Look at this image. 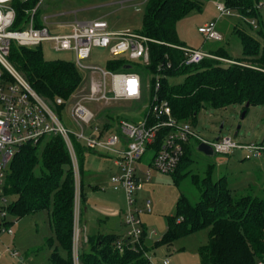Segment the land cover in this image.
I'll list each match as a JSON object with an SVG mask.
<instances>
[{
    "label": "trees",
    "instance_id": "trees-1",
    "mask_svg": "<svg viewBox=\"0 0 264 264\" xmlns=\"http://www.w3.org/2000/svg\"><path fill=\"white\" fill-rule=\"evenodd\" d=\"M223 2L227 9L243 17H257L259 0H214ZM16 14L13 27L25 18V10L35 5V0H13ZM202 0H148L142 19L141 34L158 42H149V62L142 64L147 73H159L158 98L166 100L172 115L180 120H194L202 108H222L231 104L264 105V21L258 22L259 38L240 25L233 33L242 44V56L234 60L223 49L215 55L234 61L223 63L204 58L197 64L182 62L183 45L177 36L176 24L193 9H200ZM11 64L21 73L29 85L57 111L63 105H55L78 89L80 72L73 62L62 59L47 60L41 46L25 47L11 43L8 56ZM125 59L107 62V68L125 71ZM169 64V65H167ZM132 70V69H131ZM139 73V72H138ZM184 75L183 81L169 83V78ZM155 77L151 80L154 93ZM246 109V106H243ZM165 130L151 147L156 150ZM80 178L86 148L71 138ZM199 141H197L198 144ZM148 147V148H149ZM184 155L173 172L188 160ZM180 177V176H178ZM4 195L14 196L8 205L10 215L19 219L27 214L46 210L53 236L46 239L50 249L48 264H73L72 230L74 209V177L70 157L59 134L43 137L38 144H24L14 154L9 164L3 187ZM86 196L80 179V203ZM208 228V241L199 246L201 264H264V199L252 194L234 196L229 182L223 177L212 180L210 171L201 181L199 200L192 205L181 195L175 203V212L168 217L167 231L151 247L170 244L180 235ZM146 232H143V236ZM142 245L125 244L123 251L116 248L117 233L87 237L88 251L78 253L79 264H148L144 237ZM54 240L65 253L62 256L54 246Z\"/></svg>",
    "mask_w": 264,
    "mask_h": 264
},
{
    "label": "rangeland",
    "instance_id": "rangeland-1",
    "mask_svg": "<svg viewBox=\"0 0 264 264\" xmlns=\"http://www.w3.org/2000/svg\"><path fill=\"white\" fill-rule=\"evenodd\" d=\"M117 1L42 0L35 19L40 22L43 15H49L47 27L52 35L71 32L69 27H59L58 24L71 23L75 20L93 21L97 18L104 19L110 31L140 33L146 4L137 5V1H129L121 7L116 3ZM74 10L77 11L76 15L71 13ZM258 10V16L255 18L243 17L236 11H232L231 14H221L214 0H202L200 9L191 10L177 22L178 39L186 47L200 49L207 53L213 54L223 49L230 58L237 60L242 56V44L233 33V28L235 25H240L259 38L258 22L264 21V6ZM252 20L255 21L256 27L251 24ZM210 22H215V30L221 34V40L207 39L198 32L199 27ZM41 48L43 57L47 60L62 59L69 62L75 60L74 51H54L48 42H44ZM213 55L216 56L215 60L223 63L234 62ZM110 59L107 48L95 47L83 64L105 70L108 69L107 62ZM130 64L131 71L139 72L141 77L143 92L140 100L113 101L110 104L99 101L88 104L95 113L91 123L92 129L95 126L101 129L103 125L108 127L106 135L101 137L103 141L110 133H115L120 141L126 142L128 138L120 127V120L137 122L147 111L145 105L149 101V91L146 85L150 83V75L142 68L140 60L131 61ZM111 71L116 70L111 69ZM80 76V85L77 90L87 86L90 76L97 78L96 74L86 70H81ZM183 79L184 75L181 74L169 78V83H179ZM73 102L74 98L70 97L63 110L58 111V116L66 129L77 132L80 128L69 113ZM243 106L245 104H231L217 109L202 108L194 120L187 121L200 138L208 141H214L218 137H231L241 144L264 143V105H250L246 109ZM88 133L89 129L86 128L85 134ZM185 146L188 160L179 169L178 176L180 177L174 173H161L153 168L152 162L156 151L151 147L147 148L136 165L137 175L141 177L142 188L134 195L136 197L135 207L141 209L147 200L150 202V211L140 212L139 218L142 223L144 222L143 225L145 224L146 235L143 237L148 246L145 257H149L153 264H163L166 259L169 264H201L198 248L207 243L208 228L180 235L167 245L155 248L151 245L160 240L167 231L168 217L174 214L175 203L181 195L186 197L192 205L199 200L201 181L206 177L207 170L210 171L212 180H218L224 176L234 196L252 194L264 199V154L259 158L245 159L244 150L236 148L228 154L215 152L213 155H206L197 149L195 139H190ZM109 147L118 148L117 145ZM83 155V172L80 179L86 199L79 205L80 254L89 250L84 236L92 238L110 232L124 235L127 231L124 223L125 195L121 189L114 190L110 184V177L119 172V167L115 165L118 155L112 150L93 151L87 148ZM146 168L150 169L148 180L140 171ZM93 184L100 189L95 185L96 190L91 191L89 186ZM13 198L14 196L7 197L6 204H9ZM85 205L88 211L86 217ZM83 223H85L84 226ZM13 229L14 235L0 234V264H48L50 249L46 244V239L53 236L48 212L43 210L16 219ZM55 246L64 256L65 253L54 240L53 247ZM8 249L17 251L19 259L22 260L13 258Z\"/></svg>",
    "mask_w": 264,
    "mask_h": 264
},
{
    "label": "built area",
    "instance_id": "built-area-1",
    "mask_svg": "<svg viewBox=\"0 0 264 264\" xmlns=\"http://www.w3.org/2000/svg\"><path fill=\"white\" fill-rule=\"evenodd\" d=\"M13 0H0V234L14 235L13 225L16 222L10 215L7 197L3 193L5 179L9 164L19 147L24 144H38L47 135L59 134L64 139L73 171L75 193L73 209L72 230V259L73 264H79L78 253L81 236L80 222V172L77 155L71 141L74 138L85 148L98 150H112L116 153L115 164L119 172L110 177V184L114 190L121 189L126 199V211L124 223L127 231L116 240V248L121 252L125 244L142 245L141 237L144 225L139 218V213L150 211V202L147 200L143 208L135 207V193L142 188L141 177L137 175V162L146 152L149 146L156 141L161 130H165L161 143L155 150L152 166L161 173H173L184 155V146L190 139L209 144L216 153L228 154L232 150L243 149L245 159L259 158L264 154V143L241 144L231 137H218L214 141L200 138L187 120H180L172 115L169 103L158 98L157 91L160 87L159 73L164 67L157 66V73H150V83L146 87L149 91V101L145 105L147 111L143 118L137 122L120 120V127L128 138L126 142L119 140L115 133H110L105 140L101 137L108 132V127L103 125L99 129H92V121L95 113L88 104L103 101L110 104L113 101H136L142 98L143 86L140 74L131 71V61L140 60L141 64L149 62V42H158L139 32H113L108 29L107 22L102 18L93 21H73L66 24H58L59 27H69L70 33H49L47 24L49 15H43L41 21L35 19V14L42 0H35V5L25 10V18L18 21L19 26L14 28L16 14L12 5ZM24 2L30 0H22ZM137 1L138 4H146L148 0H118L116 3L124 6L126 2ZM221 14H231L223 2L215 1ZM264 6V0H259L256 9ZM76 15L77 11L71 12ZM63 15V14H59ZM58 16V15H56ZM251 24L256 27L254 20ZM198 32L207 39L221 40L222 36L215 30V22H210L198 28ZM19 46L36 47L44 42L51 45L54 51H74V66L80 72L86 70L96 74L97 78L90 76L85 88L75 90L69 98L57 97L55 105H63L70 97L74 102L69 113L80 131L66 129L59 120L58 111L29 85L21 73L11 64L8 59L11 43ZM107 48L111 59H125V64L131 67L125 71L101 70L83 64L90 57L93 48ZM182 62L186 65L197 64L204 58H216L212 53L203 52L200 49H192L181 46ZM169 65V64H167ZM126 69V68H125ZM155 77V85L152 94L151 80ZM77 95V99H76ZM86 128L89 133L86 135ZM92 132H91V131ZM96 133V134H95ZM197 144V145H198ZM117 145V149L109 146ZM138 169H140L138 167ZM146 180L149 179L150 169H141ZM84 240L87 237L84 236ZM146 244V243H145ZM13 258L19 259V253L14 249H8ZM148 264H153L146 257ZM19 260H22L21 258ZM164 260L163 264H168ZM258 264H263L259 262Z\"/></svg>",
    "mask_w": 264,
    "mask_h": 264
},
{
    "label": "water",
    "instance_id": "water-1",
    "mask_svg": "<svg viewBox=\"0 0 264 264\" xmlns=\"http://www.w3.org/2000/svg\"><path fill=\"white\" fill-rule=\"evenodd\" d=\"M130 67H131L130 65H125V66H124V68H126V69H129ZM245 106L248 107L249 104L246 103ZM243 115H244V112H243V114H242V117H243ZM197 149H198L199 151L203 152V153L206 154V155H213V154H215V152L213 151L212 147H211L209 144L205 143V142H200V143L197 145Z\"/></svg>",
    "mask_w": 264,
    "mask_h": 264
},
{
    "label": "crops",
    "instance_id": "crops-1",
    "mask_svg": "<svg viewBox=\"0 0 264 264\" xmlns=\"http://www.w3.org/2000/svg\"><path fill=\"white\" fill-rule=\"evenodd\" d=\"M116 165V164H115ZM97 184V183H96ZM96 184H93V185H90L89 187L91 188V191H94V190H96V189H94V187H95V185ZM96 187H98L97 185H96ZM99 188V187H98ZM100 189V188H99ZM99 189H97V190H99ZM101 190H103V189H101ZM104 191V190H103ZM84 209H85V217H86V215H87V213H88V211H87V208H86V205H85V207H84ZM103 212H105V210L103 211ZM106 217H108V216H106ZM85 219V218H84ZM85 222V221H84ZM144 223V222H143ZM85 225V223H83V226ZM85 227H83V230L85 231V229H84ZM144 228H145V224H144ZM146 232V231H145ZM110 233H115V232H110ZM118 235H121V234H119V233H117ZM146 243V242H145ZM168 264H169V262H168Z\"/></svg>",
    "mask_w": 264,
    "mask_h": 264
}]
</instances>
